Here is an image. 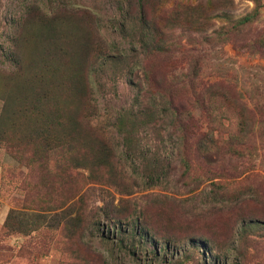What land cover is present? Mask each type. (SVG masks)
Wrapping results in <instances>:
<instances>
[{
  "label": "rangeland",
  "instance_id": "374dc122",
  "mask_svg": "<svg viewBox=\"0 0 264 264\" xmlns=\"http://www.w3.org/2000/svg\"><path fill=\"white\" fill-rule=\"evenodd\" d=\"M0 264H264V0H0Z\"/></svg>",
  "mask_w": 264,
  "mask_h": 264
}]
</instances>
